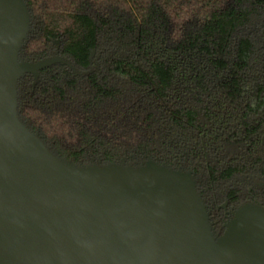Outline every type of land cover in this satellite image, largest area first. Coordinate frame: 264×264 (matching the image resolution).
Segmentation results:
<instances>
[{
    "label": "trees",
    "instance_id": "trees-1",
    "mask_svg": "<svg viewBox=\"0 0 264 264\" xmlns=\"http://www.w3.org/2000/svg\"><path fill=\"white\" fill-rule=\"evenodd\" d=\"M23 1L18 60L59 59L18 79L17 116L52 153L190 173L218 237L224 203L264 206L262 0ZM220 18L223 51L190 46Z\"/></svg>",
    "mask_w": 264,
    "mask_h": 264
},
{
    "label": "water",
    "instance_id": "water-1",
    "mask_svg": "<svg viewBox=\"0 0 264 264\" xmlns=\"http://www.w3.org/2000/svg\"><path fill=\"white\" fill-rule=\"evenodd\" d=\"M23 0H0V264H264V206L215 238L186 171L147 161L77 166L17 116L16 83L59 59L20 61Z\"/></svg>",
    "mask_w": 264,
    "mask_h": 264
},
{
    "label": "rangeland",
    "instance_id": "rangeland-1",
    "mask_svg": "<svg viewBox=\"0 0 264 264\" xmlns=\"http://www.w3.org/2000/svg\"><path fill=\"white\" fill-rule=\"evenodd\" d=\"M262 2H264V0H262ZM230 23L231 19H212V21L205 26L204 32L190 42V46L192 47L196 45L208 53L223 51L229 44L226 39V29ZM214 63L218 66L224 65V61L221 58H216ZM228 86L231 87V90L235 89L234 78L230 81ZM223 209L225 224H227L233 217L237 207L235 205H227L224 203ZM214 237L217 238L218 236L214 235Z\"/></svg>",
    "mask_w": 264,
    "mask_h": 264
}]
</instances>
